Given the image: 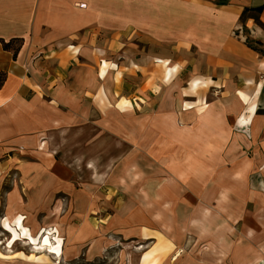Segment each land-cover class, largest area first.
I'll list each match as a JSON object with an SVG mask.
<instances>
[{
    "label": "rangeland",
    "instance_id": "374dc122",
    "mask_svg": "<svg viewBox=\"0 0 264 264\" xmlns=\"http://www.w3.org/2000/svg\"><path fill=\"white\" fill-rule=\"evenodd\" d=\"M155 50L142 73L101 59L98 92L68 114L84 123L43 133L44 153L19 140L0 156V264H264V162L229 177L256 158V95L180 76ZM85 219L106 241L96 258L77 241Z\"/></svg>",
    "mask_w": 264,
    "mask_h": 264
},
{
    "label": "crops",
    "instance_id": "0c3cea01",
    "mask_svg": "<svg viewBox=\"0 0 264 264\" xmlns=\"http://www.w3.org/2000/svg\"><path fill=\"white\" fill-rule=\"evenodd\" d=\"M149 45L162 50L150 55L176 64L180 76L217 78L224 91L256 95L244 121L253 119L256 158L245 160L238 176L229 172L235 183L245 180L264 162V0H0V156L19 140L37 150L56 125L84 123L68 114L82 113L85 95L98 92L99 61L124 57L142 73L151 65ZM249 107L242 101L238 110ZM82 229L78 243H91L88 256L98 257L106 241L86 219Z\"/></svg>",
    "mask_w": 264,
    "mask_h": 264
},
{
    "label": "bare ground",
    "instance_id": "6f19581e",
    "mask_svg": "<svg viewBox=\"0 0 264 264\" xmlns=\"http://www.w3.org/2000/svg\"><path fill=\"white\" fill-rule=\"evenodd\" d=\"M94 89V88H93ZM119 92V91H118ZM116 95V94H115ZM122 103H124V104H120L121 106H125L126 104H125V102H122ZM46 146H47V143H43V141H41V140H39L38 141V147H37V150H40V151H42V152H45L46 151ZM62 155V154H61ZM89 166H91V165H93V161H90L89 163ZM202 171V170H201ZM237 174V173H236ZM236 176H238V174L236 175ZM196 177H198V176H196ZM242 177V176H241ZM199 180H200V178H198ZM241 179V178H240ZM201 182V181H200ZM216 190V189H215ZM212 191V190H211ZM210 192V191H209ZM212 193V192H211ZM186 207V206H185ZM190 208V207H189ZM158 225H159V223H158ZM174 233V232H173ZM172 233V234H173ZM47 241V240H46ZM48 242V241H47ZM200 244H202V243H200ZM51 246H49V248H50ZM197 248H198V246H197ZM36 250H39L40 248L39 247H36L35 248ZM42 249V248H41ZM44 250V249H43ZM204 252V251H203ZM202 252V253H203ZM222 257V256H221Z\"/></svg>",
    "mask_w": 264,
    "mask_h": 264
},
{
    "label": "trees",
    "instance_id": "16d2710c",
    "mask_svg": "<svg viewBox=\"0 0 264 264\" xmlns=\"http://www.w3.org/2000/svg\"><path fill=\"white\" fill-rule=\"evenodd\" d=\"M6 48H8V45H5ZM5 81V77L3 75L0 76V88L3 86Z\"/></svg>",
    "mask_w": 264,
    "mask_h": 264
}]
</instances>
